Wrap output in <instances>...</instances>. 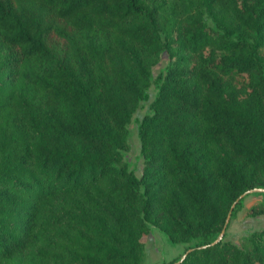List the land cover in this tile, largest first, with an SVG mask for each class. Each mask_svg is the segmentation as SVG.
<instances>
[{
	"label": "trees",
	"instance_id": "16d2710c",
	"mask_svg": "<svg viewBox=\"0 0 264 264\" xmlns=\"http://www.w3.org/2000/svg\"><path fill=\"white\" fill-rule=\"evenodd\" d=\"M254 187L264 0H0V264H149L150 225L187 242L154 264H264V227L210 243Z\"/></svg>",
	"mask_w": 264,
	"mask_h": 264
},
{
	"label": "rangeland",
	"instance_id": "374dc122",
	"mask_svg": "<svg viewBox=\"0 0 264 264\" xmlns=\"http://www.w3.org/2000/svg\"><path fill=\"white\" fill-rule=\"evenodd\" d=\"M167 55L163 54L157 63L153 65V76L157 75L166 65ZM156 93V86L151 82L149 86V98L142 101L133 112L128 124V149L125 151L124 159L129 166L140 175L142 169V157L140 155V142L138 136V121L144 113L150 111V102ZM242 207L229 218L225 228V236L234 241L240 242L243 235L250 231L264 227V214L250 215L247 208L254 202H257L261 195L256 190L246 192L242 197ZM145 242V262L149 264L161 263L173 258L179 257L187 242L170 241L165 232L157 226L150 225V228L143 235Z\"/></svg>",
	"mask_w": 264,
	"mask_h": 264
},
{
	"label": "water",
	"instance_id": "95a60500",
	"mask_svg": "<svg viewBox=\"0 0 264 264\" xmlns=\"http://www.w3.org/2000/svg\"><path fill=\"white\" fill-rule=\"evenodd\" d=\"M251 190L264 191V187H254V188L248 189V190L244 191L243 193H241V194L239 195L238 198L242 197L246 192L251 191ZM238 198H237V199H238ZM237 199H236V200H237ZM236 200H235V201H236ZM234 203H235V202H233L232 206L234 205ZM232 206H231V208H232ZM230 212H231V211H229L228 214H227V217H226V220H225V226H224V227L222 228V230L220 231V233H219L217 239H215L214 241H212V242H210V243H214V242H216L217 240H219V239L223 236V234H224V232H225L226 224L228 223L229 218H230ZM183 256H184V254L181 256V258H182ZM181 258H180V259H181Z\"/></svg>",
	"mask_w": 264,
	"mask_h": 264
}]
</instances>
